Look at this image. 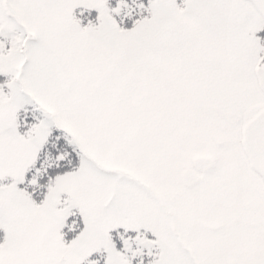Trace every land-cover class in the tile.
<instances>
[{"label": "snow or ice", "instance_id": "6c2138e0", "mask_svg": "<svg viewBox=\"0 0 264 264\" xmlns=\"http://www.w3.org/2000/svg\"><path fill=\"white\" fill-rule=\"evenodd\" d=\"M0 264H264V0H0Z\"/></svg>", "mask_w": 264, "mask_h": 264}]
</instances>
